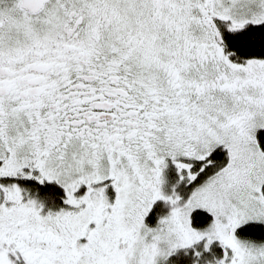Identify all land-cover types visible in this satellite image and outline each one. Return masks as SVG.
Returning <instances> with one entry per match:
<instances>
[{
  "label": "snow or ice",
  "instance_id": "obj_1",
  "mask_svg": "<svg viewBox=\"0 0 264 264\" xmlns=\"http://www.w3.org/2000/svg\"><path fill=\"white\" fill-rule=\"evenodd\" d=\"M0 264H264V0H0Z\"/></svg>",
  "mask_w": 264,
  "mask_h": 264
}]
</instances>
